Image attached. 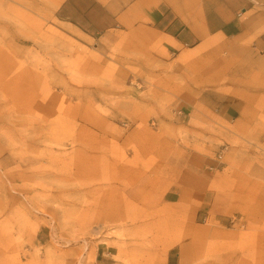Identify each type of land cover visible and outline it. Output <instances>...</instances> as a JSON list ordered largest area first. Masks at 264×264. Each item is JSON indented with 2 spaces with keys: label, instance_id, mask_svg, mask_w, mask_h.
<instances>
[{
  "label": "rangeland",
  "instance_id": "obj_1",
  "mask_svg": "<svg viewBox=\"0 0 264 264\" xmlns=\"http://www.w3.org/2000/svg\"><path fill=\"white\" fill-rule=\"evenodd\" d=\"M56 1L0 0V264H264V19L173 47Z\"/></svg>",
  "mask_w": 264,
  "mask_h": 264
},
{
  "label": "crops",
  "instance_id": "obj_2",
  "mask_svg": "<svg viewBox=\"0 0 264 264\" xmlns=\"http://www.w3.org/2000/svg\"><path fill=\"white\" fill-rule=\"evenodd\" d=\"M59 3L60 21L77 33L83 32L82 26L101 25L100 30H109L121 22L127 26L138 20L140 24L154 22L162 26V31L154 33L158 41L173 47L190 46L212 35L240 38L253 23L264 19V0H57L56 5ZM168 26L171 30L165 31ZM260 39L264 42V33ZM237 111L231 103L218 114L228 121Z\"/></svg>",
  "mask_w": 264,
  "mask_h": 264
}]
</instances>
